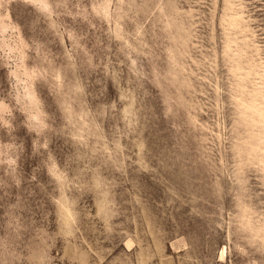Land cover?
Instances as JSON below:
<instances>
[{
  "label": "rangeland",
  "instance_id": "1",
  "mask_svg": "<svg viewBox=\"0 0 264 264\" xmlns=\"http://www.w3.org/2000/svg\"><path fill=\"white\" fill-rule=\"evenodd\" d=\"M0 264H264V0H0Z\"/></svg>",
  "mask_w": 264,
  "mask_h": 264
}]
</instances>
